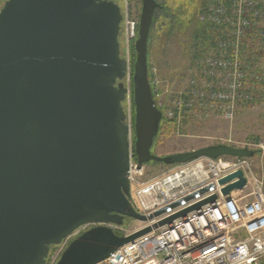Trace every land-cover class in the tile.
Segmentation results:
<instances>
[{
	"label": "water",
	"instance_id": "obj_1",
	"mask_svg": "<svg viewBox=\"0 0 264 264\" xmlns=\"http://www.w3.org/2000/svg\"><path fill=\"white\" fill-rule=\"evenodd\" d=\"M140 2L132 74L137 169L264 154L225 145L151 153L163 115L152 97L147 52L160 5ZM121 21L120 8L109 0H7L0 9V264H45L50 247L84 225L94 227L73 239L55 264H100L116 249L215 202L211 196L126 236L105 226L124 219L145 223L167 210L145 217L128 201ZM245 183L241 171L218 181L223 196Z\"/></svg>",
	"mask_w": 264,
	"mask_h": 264
},
{
	"label": "built area",
	"instance_id": "obj_2",
	"mask_svg": "<svg viewBox=\"0 0 264 264\" xmlns=\"http://www.w3.org/2000/svg\"><path fill=\"white\" fill-rule=\"evenodd\" d=\"M199 21L215 35L214 44L199 76L176 97L171 109L162 111V121L179 123L194 108L216 111L230 120L240 104L264 100V0H208ZM121 22L128 52L137 39L138 21L124 13ZM126 57L128 69L129 52ZM148 76L155 106L161 110L160 82L154 70ZM130 140L128 201L132 209L145 217L167 209L151 221L138 222L131 233L152 227L211 196L216 199L116 249L103 263L264 264V181L253 171L252 158L200 157L144 179V168L137 169ZM221 145L264 151L262 145L251 142L240 147ZM237 171L242 172L245 186L223 196L224 186L218 181ZM189 197L193 198L187 200ZM176 203L177 207L170 208ZM105 226L119 233L120 226ZM92 227L78 228L61 243L62 248Z\"/></svg>",
	"mask_w": 264,
	"mask_h": 264
},
{
	"label": "rangeland",
	"instance_id": "obj_3",
	"mask_svg": "<svg viewBox=\"0 0 264 264\" xmlns=\"http://www.w3.org/2000/svg\"><path fill=\"white\" fill-rule=\"evenodd\" d=\"M7 0H0V9ZM114 2L121 11L129 13L131 18L139 21L140 0H109ZM164 7L167 14L159 13L150 28L148 39L147 66L149 73L154 70L160 82L158 101L162 102V111L171 109L176 97L188 90L190 81L199 76L201 68L210 52L211 43L206 25L199 21L208 0H156ZM120 24L119 49L122 59L130 62L125 78L122 80L128 90L122 108L125 124L129 126V139L133 146L132 74L135 52L132 46L127 52L124 34ZM133 48V49H132ZM251 142L264 147V100L250 105L240 104L230 120L216 111L194 108L181 117L180 122L164 121L160 124L151 153L157 156H168L177 153L191 152L209 146L230 144L240 147ZM253 171L264 181V154L252 158ZM174 166V165H173ZM173 166L150 162L143 166L144 179L158 176ZM140 224L131 219H124L119 235L131 233ZM61 245L51 246L49 258L45 264H53L60 256ZM105 264V263H100Z\"/></svg>",
	"mask_w": 264,
	"mask_h": 264
},
{
	"label": "trees",
	"instance_id": "obj_4",
	"mask_svg": "<svg viewBox=\"0 0 264 264\" xmlns=\"http://www.w3.org/2000/svg\"><path fill=\"white\" fill-rule=\"evenodd\" d=\"M158 12L159 13H164V14H167L168 15V13H166V10L164 9V7H162L161 5L154 11V14H153V20H152V24L154 23V21H155V18H156V15L158 14ZM152 26V25H151ZM150 33V32H149ZM208 39H209V41H210V43H211V46L214 44V39H215V35L211 32H209V34H208ZM133 49V48H132ZM161 112H162V110H160ZM163 121H161V123H162ZM160 123V124H161ZM159 128H160V126H159ZM133 157L135 158V156L133 155ZM155 163H157V162H155ZM118 235H119V233H117ZM51 248V247H50ZM48 258H49V256H48ZM47 261H48V259L46 260V263H47Z\"/></svg>",
	"mask_w": 264,
	"mask_h": 264
}]
</instances>
